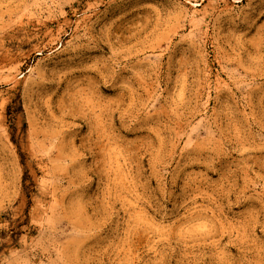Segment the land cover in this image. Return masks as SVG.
<instances>
[{
    "label": "rangeland",
    "instance_id": "rangeland-1",
    "mask_svg": "<svg viewBox=\"0 0 264 264\" xmlns=\"http://www.w3.org/2000/svg\"><path fill=\"white\" fill-rule=\"evenodd\" d=\"M0 264H264V0H0Z\"/></svg>",
    "mask_w": 264,
    "mask_h": 264
}]
</instances>
